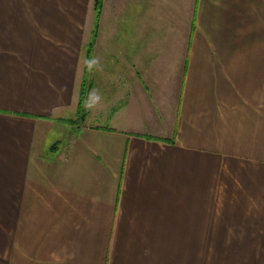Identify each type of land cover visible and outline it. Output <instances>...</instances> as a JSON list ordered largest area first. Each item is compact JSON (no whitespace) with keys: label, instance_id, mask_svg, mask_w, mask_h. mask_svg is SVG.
Returning <instances> with one entry per match:
<instances>
[{"label":"crops","instance_id":"obj_1","mask_svg":"<svg viewBox=\"0 0 264 264\" xmlns=\"http://www.w3.org/2000/svg\"><path fill=\"white\" fill-rule=\"evenodd\" d=\"M77 8L0 0V264L263 257L264 0H102L63 124Z\"/></svg>","mask_w":264,"mask_h":264},{"label":"rangeland","instance_id":"obj_2","mask_svg":"<svg viewBox=\"0 0 264 264\" xmlns=\"http://www.w3.org/2000/svg\"><path fill=\"white\" fill-rule=\"evenodd\" d=\"M77 2L78 6V34L80 37V61H79V74L78 77L81 79V82L84 77V50L86 45L88 44L89 40L92 38V34L95 30V38L98 31V23L101 18V12L99 17L96 16V12L92 9V1L93 0H73ZM95 1V0H94ZM94 5V4H93ZM94 10V11H93ZM102 10V6H101ZM94 18V28H92V19ZM92 29V31H91ZM94 42L93 41V49H94ZM93 56V51H92ZM93 60L91 57L90 61V68L92 67ZM89 73V72H88ZM88 84V83H87ZM86 106V97L84 102V107ZM76 110L75 109H67L63 112V116L61 119L68 120L71 118H75ZM59 123V120H58ZM65 124L64 122H62ZM65 130V129H64ZM52 137L59 136L61 132L59 131L58 127L56 129H52ZM65 134V131H62ZM260 250L254 249H215V248H208L207 249V257H206V264H264V256L260 258H253L252 255L259 254ZM261 253V252H260ZM260 261L259 263H254L253 261Z\"/></svg>","mask_w":264,"mask_h":264},{"label":"trees","instance_id":"obj_3","mask_svg":"<svg viewBox=\"0 0 264 264\" xmlns=\"http://www.w3.org/2000/svg\"><path fill=\"white\" fill-rule=\"evenodd\" d=\"M101 6H102V0H95L94 1V10L96 12V16L99 17L100 12H101ZM95 39V30L94 33L92 34V38L89 40L88 44L85 47L84 50V77L80 85L79 89V99H78V111H77V117L75 120H61V122H64L66 124H75L83 121L85 119V107H84V102H85V97L87 93V82H88V72L90 68V61L92 57V51H93V41Z\"/></svg>","mask_w":264,"mask_h":264}]
</instances>
